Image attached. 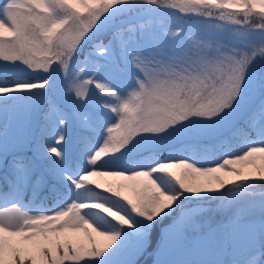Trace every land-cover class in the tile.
<instances>
[{"label":"snow or ice","instance_id":"obj_1","mask_svg":"<svg viewBox=\"0 0 264 264\" xmlns=\"http://www.w3.org/2000/svg\"><path fill=\"white\" fill-rule=\"evenodd\" d=\"M166 218L152 264H264V0H2L0 264H135Z\"/></svg>","mask_w":264,"mask_h":264},{"label":"trees","instance_id":"obj_2","mask_svg":"<svg viewBox=\"0 0 264 264\" xmlns=\"http://www.w3.org/2000/svg\"><path fill=\"white\" fill-rule=\"evenodd\" d=\"M13 79H26V78L16 76V77H13ZM256 190H258V187L256 188ZM44 193H45V197L49 196L47 189H44ZM27 198H28V195L26 196V199ZM41 200L42 199H40L39 201H41ZM47 203H48V206L51 207L50 201ZM170 222H171L170 219L166 218L162 222L151 226V232L148 234V246H147L144 254L136 258L135 264H152V261H153V255L152 254L153 253L150 254V252L153 251L155 248L156 242L158 241V238H159L161 228L163 226L169 224Z\"/></svg>","mask_w":264,"mask_h":264},{"label":"rangeland","instance_id":"obj_3","mask_svg":"<svg viewBox=\"0 0 264 264\" xmlns=\"http://www.w3.org/2000/svg\"><path fill=\"white\" fill-rule=\"evenodd\" d=\"M0 2H2V0H0ZM19 76H20V77H25V78H27V76H26L25 74H23V73H21V74L18 75L17 77H19ZM20 80H23V79H20ZM256 191L259 192L260 189L258 188V190H256ZM39 196H41L42 198L45 197L44 190H38V191H37V193H36V198L39 197ZM29 197L32 199V194H31V192H29ZM43 199H44V198H43ZM23 205L27 206L28 203H25V202L23 201ZM37 205H39V204H37ZM26 210H31V209H27V208H26ZM161 222H162V221H161ZM167 225H168V224H167ZM167 225H165V226H163V227L161 228V235H160V238H159L158 243L156 244V247H155L154 252H156V250L161 246V238H162V235H163V233H164V231H165ZM172 259H174V258H172Z\"/></svg>","mask_w":264,"mask_h":264}]
</instances>
